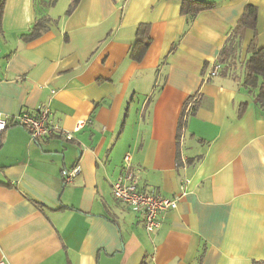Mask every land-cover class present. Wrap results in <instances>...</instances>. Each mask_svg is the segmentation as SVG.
Segmentation results:
<instances>
[{
    "label": "crops",
    "instance_id": "1",
    "mask_svg": "<svg viewBox=\"0 0 264 264\" xmlns=\"http://www.w3.org/2000/svg\"><path fill=\"white\" fill-rule=\"evenodd\" d=\"M49 1L5 0L0 19V117L45 105L59 128L36 141L8 122L1 134L0 264L264 261V106L243 84L251 30L209 75L247 5L264 47V0H205L214 7L194 17L179 0H79L70 14L71 0ZM42 17L48 29L21 38ZM141 24L150 44L134 60ZM126 153L142 187L172 197L188 180L152 233L112 195Z\"/></svg>",
    "mask_w": 264,
    "mask_h": 264
},
{
    "label": "built area",
    "instance_id": "2",
    "mask_svg": "<svg viewBox=\"0 0 264 264\" xmlns=\"http://www.w3.org/2000/svg\"><path fill=\"white\" fill-rule=\"evenodd\" d=\"M220 65L215 64L209 75L213 76L220 70ZM16 124L23 127L33 140H44L54 131L59 130L58 125L51 117L48 106H40L35 113L22 112L10 118L0 117V138L3 130L9 125ZM83 126L79 122L74 130ZM64 138L71 139L69 132L63 133ZM79 173L78 167L66 172L63 176L64 184L70 183ZM138 170L133 166L130 153L123 156L121 172L112 183V195L114 199L129 208L132 212L139 214L146 232L152 233L160 226L163 214L175 209L180 196L185 192L188 180H184L179 193L172 197L163 196L157 189L142 187L139 184Z\"/></svg>",
    "mask_w": 264,
    "mask_h": 264
},
{
    "label": "trees",
    "instance_id": "3",
    "mask_svg": "<svg viewBox=\"0 0 264 264\" xmlns=\"http://www.w3.org/2000/svg\"><path fill=\"white\" fill-rule=\"evenodd\" d=\"M5 0H0V19L3 11ZM56 0H50L49 3L53 4ZM180 1V13L185 16L194 17L201 11L212 9L215 5L213 1L205 0H179ZM79 0H71L66 14H70L77 6ZM257 7L253 5H247L244 8L243 14L239 21L233 28L225 46L221 49L219 56L215 64L221 65L233 61L239 51L241 40L246 30L253 32V39L248 46L249 57L244 63L245 77L243 84L247 88L258 87V93L255 97V101L264 106V47H256V24H257ZM51 20L47 17L39 18L28 31V33L21 35V38L25 40H31L43 33L48 29V24ZM150 44V37L147 27L144 24L139 25L136 33V39L131 50V57L134 60H140L144 55L146 49ZM260 80V83H259ZM191 102L187 100L186 106ZM245 107V103L240 105L239 116ZM189 112H193V106L189 109ZM180 126V125H179ZM253 264H264V261H254Z\"/></svg>",
    "mask_w": 264,
    "mask_h": 264
},
{
    "label": "rangeland",
    "instance_id": "4",
    "mask_svg": "<svg viewBox=\"0 0 264 264\" xmlns=\"http://www.w3.org/2000/svg\"><path fill=\"white\" fill-rule=\"evenodd\" d=\"M238 55H239V51H238V53H237Z\"/></svg>",
    "mask_w": 264,
    "mask_h": 264
}]
</instances>
